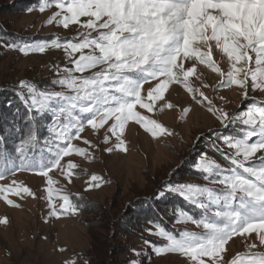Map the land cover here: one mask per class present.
<instances>
[{
	"label": "snow or ice",
	"instance_id": "1",
	"mask_svg": "<svg viewBox=\"0 0 264 264\" xmlns=\"http://www.w3.org/2000/svg\"><path fill=\"white\" fill-rule=\"evenodd\" d=\"M52 8L56 10L46 23L65 30L75 26L74 36L35 43L0 40L24 55L63 50L67 60L55 66L57 79L51 83L58 91L28 80L17 83L16 95L29 113V125L15 155L0 149V181H8L0 183V201L20 207L11 197L37 198L16 179L28 172L43 178L51 217L78 214L86 207L84 198L50 174L58 171L72 184L81 175L80 166L66 158L95 160L90 149L97 146L81 134L86 129L102 133L105 145L114 138L103 149L109 154L128 152L125 134L130 124L156 140L173 136L172 129L153 117L179 107L169 99L178 86L224 129L236 131H217L209 144L224 164L207 152L194 163L205 183L165 182L157 192V199L173 193L198 209L192 214L177 207L173 215L175 224H191L199 231L176 233L150 220L149 234L166 243H144L156 255L178 254L188 264H264V100L253 95L264 93V0H42L39 11ZM217 52L220 59L214 58ZM225 58L226 70L221 66ZM201 66L220 78L214 92L242 90L248 101L243 110L230 113L205 94L202 88L210 85L203 81ZM190 111V106L181 108L179 119L185 120ZM46 115L51 118L45 125L49 135L40 146L38 118ZM85 182V191L110 183L96 174ZM7 223V217L0 218V225ZM237 237L245 250L229 257L227 246ZM142 254L147 255L136 253Z\"/></svg>",
	"mask_w": 264,
	"mask_h": 264
},
{
	"label": "rangeland",
	"instance_id": "2",
	"mask_svg": "<svg viewBox=\"0 0 264 264\" xmlns=\"http://www.w3.org/2000/svg\"><path fill=\"white\" fill-rule=\"evenodd\" d=\"M41 3L42 0H0V25H4L7 21L10 30L15 35H41L45 39L42 41H50L55 37L64 40L76 34L75 26L65 30L55 24L48 25L47 19L56 9H47L42 13L39 11ZM3 43H0V55L2 56L0 84H17L21 80H28L34 83L46 82L49 83L46 88L60 90L54 88L51 82L57 79L55 66H64L67 63L63 50L49 49L43 54L24 55L19 50L4 47ZM214 58L220 59V54L217 52ZM221 66L227 69L226 58L221 61ZM199 70L203 72V81L210 85L202 90L210 98H214L218 106L224 107L230 113L243 110L248 101L243 100L242 90L233 87L214 92L213 86L219 82L220 78L210 70L204 69L203 66ZM195 83L201 86L200 81H195ZM253 95L264 100L262 92L257 91ZM220 96L224 99H219ZM169 99L179 107L172 111L166 110L162 115L153 118L159 119L172 129L173 136L156 140L138 125L130 124L125 134L128 152L114 151L109 154L103 149L111 147L115 143L114 138L112 143L105 145L102 143V133L98 136L90 129H86L81 135L97 146L95 149H90L95 160L89 162L75 155L66 158L80 166L77 171L81 172V175L79 178L73 177L72 184H67L58 171L50 175L66 185L73 195L79 194L92 202L107 208L114 206L115 209H124L127 203L137 199L156 196L165 182L205 183L200 173L193 167L194 163L200 153L207 152L218 162L224 164L219 154L210 150L209 144L212 139H215V132H234L236 129L231 126L224 129L204 107L195 104L191 97L178 86L173 87ZM189 106L191 111L186 119L181 121L179 119L180 109ZM74 143L80 147H87L82 141H74ZM91 174L102 176L110 183H104L99 188L85 191L87 187L85 181ZM16 179L30 187L37 198L27 195L23 199L11 197L20 204V207H10L0 201V218L7 217L8 219L6 225H0V264H65L66 261L71 260H75L76 264H83L78 254L88 252L94 244L90 239L89 229L82 223L84 212L62 216L60 219L51 217L46 199L47 194L44 192L46 185L43 178L28 172H20ZM7 182L0 181V183ZM198 212V209L193 208L190 213L197 214ZM170 225L169 229L173 232H179L185 228L199 231L194 225L175 224L174 220ZM92 231L97 237L94 241L99 249L98 252L96 251L97 255L106 256L108 248L99 244L100 239H103V230L92 229ZM145 240L156 246L166 243L158 236L150 235L147 230L134 237L119 236L116 241L117 248H122L117 249L119 252L113 256L116 259L115 264H131L132 261H138L139 264H188L185 258L178 254L156 255L152 247L144 243ZM241 241L242 238L237 237L229 243L227 246L229 257L245 250ZM136 253H147V255L138 256ZM108 259L111 260L110 255Z\"/></svg>",
	"mask_w": 264,
	"mask_h": 264
},
{
	"label": "trees",
	"instance_id": "3",
	"mask_svg": "<svg viewBox=\"0 0 264 264\" xmlns=\"http://www.w3.org/2000/svg\"><path fill=\"white\" fill-rule=\"evenodd\" d=\"M0 40L7 43H35L45 39L41 35H15L6 21L4 25H0ZM0 62H2L1 55ZM35 84L41 89H45L49 85L46 82ZM17 91L18 88L15 83L0 84V149L14 155L16 154L15 149L23 140L29 125V113L16 95ZM38 119L40 121L38 135L40 146H42L43 139L49 135L45 125L50 123L51 118L46 115ZM84 201L86 202V207L81 210L85 214L82 223L89 229L90 239H92L94 246L92 245L88 252L78 254L83 264H115L116 259L113 256L119 252L117 249L122 248H117L118 244L116 241L119 236L134 237L144 233L151 226L148 223L150 220L162 222L170 230V224L174 220L173 209L183 207L185 210L192 212L194 208V206L189 205L185 201L183 202L180 196L173 193H166L164 197L158 199L156 196L137 199L134 202L127 203L124 209H115L114 206L107 208L104 205L92 202L88 198H84ZM92 229L103 230V239H100L99 244L105 245L110 254L106 252L107 255L104 257L97 255L99 249L94 242L97 237ZM101 252L103 253L104 251ZM109 255L111 260L108 259ZM120 262H122L121 259Z\"/></svg>",
	"mask_w": 264,
	"mask_h": 264
}]
</instances>
